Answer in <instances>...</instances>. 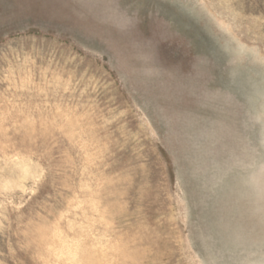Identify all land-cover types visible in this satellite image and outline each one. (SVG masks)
<instances>
[{
    "label": "rangeland",
    "instance_id": "obj_1",
    "mask_svg": "<svg viewBox=\"0 0 264 264\" xmlns=\"http://www.w3.org/2000/svg\"><path fill=\"white\" fill-rule=\"evenodd\" d=\"M0 264H264V0H0Z\"/></svg>",
    "mask_w": 264,
    "mask_h": 264
}]
</instances>
